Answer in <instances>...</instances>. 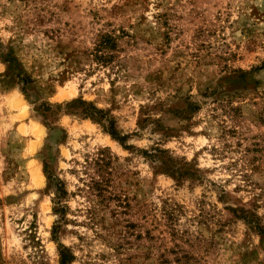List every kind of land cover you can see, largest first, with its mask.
Returning a JSON list of instances; mask_svg holds the SVG:
<instances>
[{
  "label": "rangeland",
  "instance_id": "rangeland-1",
  "mask_svg": "<svg viewBox=\"0 0 264 264\" xmlns=\"http://www.w3.org/2000/svg\"><path fill=\"white\" fill-rule=\"evenodd\" d=\"M54 226L68 264H264V0H0V264Z\"/></svg>",
  "mask_w": 264,
  "mask_h": 264
},
{
  "label": "trees",
  "instance_id": "trees-1",
  "mask_svg": "<svg viewBox=\"0 0 264 264\" xmlns=\"http://www.w3.org/2000/svg\"><path fill=\"white\" fill-rule=\"evenodd\" d=\"M115 47V43H114V39L112 36H109V35H105L102 37V40L100 41L99 43V46L98 48L96 49L97 52L100 51V49H107V51H109V49H113ZM100 48V49H99ZM108 56V54H102V55H98V54H95V58L97 60H100L101 62H105L104 60L106 59V57ZM81 114L83 115L84 118H91L93 120H102V119H105L108 121V124H107V127L105 128L106 132L115 140H117L124 148L125 145H124V142L126 141L127 139V135L125 134H121L115 127L114 125V122L112 119H107L105 113L99 109H97L95 106H93L92 104H88L87 107L83 108L82 111H81ZM98 118V119H97ZM147 154V153H145ZM147 156H151V155H147ZM172 161V160H171ZM173 163V162H171ZM43 166H44V172L47 174V178L49 180H51L52 182L55 181V178L51 177V174L50 172L47 170V164L46 162H43ZM177 177L178 176H181V173H180V170H178L177 168ZM58 184H56L55 182V186H56V189L58 191H60V194L64 193L63 191V187H62V184L60 183L59 184V181H57ZM57 197H61V196H57ZM57 208L55 209V212L59 213V214H63L65 211H64V207L61 206V204L59 202H57ZM257 226L258 230L259 231H262L263 228L259 227V225H255ZM53 238L54 240L57 242V238H56V233H57V226H54L53 227ZM57 245L58 247L60 248L59 249V263L60 264H68L70 263L72 260H73V255L71 252H69L61 243L57 242Z\"/></svg>",
  "mask_w": 264,
  "mask_h": 264
}]
</instances>
